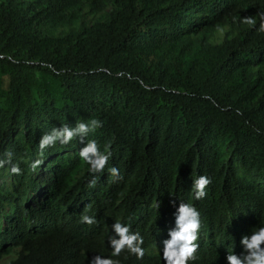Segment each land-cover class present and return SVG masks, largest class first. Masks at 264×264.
I'll return each mask as SVG.
<instances>
[{
  "label": "trees",
  "instance_id": "trees-1",
  "mask_svg": "<svg viewBox=\"0 0 264 264\" xmlns=\"http://www.w3.org/2000/svg\"><path fill=\"white\" fill-rule=\"evenodd\" d=\"M86 6L107 12L44 33L76 23ZM260 12L264 0H0V156L11 151L21 169L0 168V257L18 247L9 264H90L96 255L164 264L182 201L202 221L189 264L244 254L242 237L264 226ZM224 26L229 34L212 43ZM93 118L103 126L87 139L111 153L102 172L81 160L79 138L41 155L43 134ZM201 175L211 184L196 200ZM118 221L144 238L142 260L112 256Z\"/></svg>",
  "mask_w": 264,
  "mask_h": 264
},
{
  "label": "clouds",
  "instance_id": "clouds-1",
  "mask_svg": "<svg viewBox=\"0 0 264 264\" xmlns=\"http://www.w3.org/2000/svg\"><path fill=\"white\" fill-rule=\"evenodd\" d=\"M260 24L258 31L264 32V12L259 13ZM243 23L248 25H255L256 20L253 17H244ZM102 121L98 119H91L87 123L77 122L74 127L67 124L61 127H53L50 132L42 135L39 141V149L41 155L49 147H54L57 143L61 145H68L74 138H79L80 143H85L86 146L80 150V158L82 161L90 166L92 173L102 172L111 156L110 152L101 151L100 146L94 139H87L90 133L95 132L101 128ZM13 153L6 152L0 156V168L6 164L12 165ZM43 161L36 159L31 163L33 171L42 165ZM13 174H20L21 169L18 165L11 166ZM111 176L116 179H122L119 169L112 167L110 169ZM192 192L196 200L203 199L207 193L206 188L211 184V180L207 176H199L192 178ZM96 180L90 182V187L95 186ZM175 205V201H172ZM81 223L92 225L96 223L93 217L88 215L81 216ZM202 228V221L200 212L192 203L179 204L175 216V227L169 230L170 239L163 241V260L164 264H189L190 261H195L197 252L200 247L199 234ZM112 229L114 235L109 240L112 248V256L118 257L123 252H128L134 255L137 259L142 260L145 256L146 250L143 247L144 238L139 232H133L130 225H125L121 222H116ZM119 237V238H117ZM241 245L244 249V254L236 255L229 252L227 256L228 264H264V226L254 228L250 235H245L241 239ZM90 264H120L118 260L112 258H105L100 255L94 256Z\"/></svg>",
  "mask_w": 264,
  "mask_h": 264
},
{
  "label": "rangeland",
  "instance_id": "rangeland-1",
  "mask_svg": "<svg viewBox=\"0 0 264 264\" xmlns=\"http://www.w3.org/2000/svg\"><path fill=\"white\" fill-rule=\"evenodd\" d=\"M106 12H107V9L102 11V12L92 14L89 12V7L86 6L80 12L81 19L79 21H77L76 23H74L72 25H61L55 29H48V30L44 29V33H48L49 35H52V36H58V35L65 34V33L69 32L71 29L79 30L81 28V23H83V22L84 23H91L92 21L102 17ZM229 32H230V28L227 26H224L222 28H218L217 30H215L211 34L210 41L214 44L220 43L225 38V36H227L229 34ZM9 179H10L9 177H5L4 180L6 182H8ZM3 223H4V221L1 220L0 226ZM19 250H20V248H18V247L12 248V250L9 254L0 257V264H9L11 261H13L17 257Z\"/></svg>",
  "mask_w": 264,
  "mask_h": 264
}]
</instances>
